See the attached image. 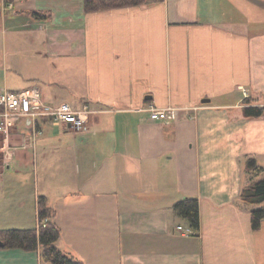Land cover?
I'll return each mask as SVG.
<instances>
[{"label":"crops","instance_id":"0c3cea01","mask_svg":"<svg viewBox=\"0 0 264 264\" xmlns=\"http://www.w3.org/2000/svg\"><path fill=\"white\" fill-rule=\"evenodd\" d=\"M0 3V89L99 109L86 132L39 120L34 140L26 119L0 132V229L36 227L44 196L56 246L85 264H264V219L251 226L264 202L239 198L247 157L264 176V113L243 114L264 107V0ZM150 104L178 118L152 120ZM186 197L198 231L174 209ZM2 244L0 264H50Z\"/></svg>","mask_w":264,"mask_h":264},{"label":"trees","instance_id":"16d2710c","mask_svg":"<svg viewBox=\"0 0 264 264\" xmlns=\"http://www.w3.org/2000/svg\"><path fill=\"white\" fill-rule=\"evenodd\" d=\"M6 2L9 0H5ZM149 0H83L85 12H98L123 8L128 6H138L147 3ZM1 13V3H0ZM36 19H43L45 15L34 12ZM249 103L250 99L245 98ZM264 113V107L247 105L243 108L246 117H258ZM245 172L250 176H258L263 169L257 164L252 156L245 160ZM240 200L247 205H255L264 202V176L258 180H252L244 185L239 193ZM38 225L30 228H7L0 229V240L4 248H20L24 250H35L41 248V257L50 264H85L81 260L60 250L55 242L60 237V227L51 218L54 209L48 204L44 196L38 198ZM175 211L182 216L190 229L199 230V208L198 200L193 197H186L174 204ZM46 219L45 225L41 222ZM264 219V207L251 209V226L258 229Z\"/></svg>","mask_w":264,"mask_h":264},{"label":"built area","instance_id":"2783aa9c","mask_svg":"<svg viewBox=\"0 0 264 264\" xmlns=\"http://www.w3.org/2000/svg\"><path fill=\"white\" fill-rule=\"evenodd\" d=\"M14 0H2V10L11 8ZM245 93V90H244ZM149 118L152 120H168L178 118L176 107L160 108L148 105ZM99 109L92 108L86 103L76 106L69 102L50 104L40 100L29 90L0 89V132H6L9 125L19 119H26L31 129L32 138L42 133L38 126L39 120H46L52 125L71 130L86 132L89 130L92 118ZM46 219L41 222L45 225ZM182 229L181 226H178Z\"/></svg>","mask_w":264,"mask_h":264},{"label":"rangeland","instance_id":"374dc122","mask_svg":"<svg viewBox=\"0 0 264 264\" xmlns=\"http://www.w3.org/2000/svg\"><path fill=\"white\" fill-rule=\"evenodd\" d=\"M257 8H258L257 6L253 5V9H254V10H257ZM243 175H246V181H247L248 179H249V180H250V179L253 180V179L256 177V176H250V174H247V173L245 172V170H244V172H243ZM247 175H248V176H247ZM248 177H251V178H248ZM260 178H261V177L256 178L255 180H258V179H260ZM247 183H248V182H247ZM50 186H51V185H50ZM30 187H31L30 190L32 191V190H33V186L31 185Z\"/></svg>","mask_w":264,"mask_h":264},{"label":"water","instance_id":"95a60500","mask_svg":"<svg viewBox=\"0 0 264 264\" xmlns=\"http://www.w3.org/2000/svg\"><path fill=\"white\" fill-rule=\"evenodd\" d=\"M203 101H208V100L205 99V100H203Z\"/></svg>","mask_w":264,"mask_h":264}]
</instances>
